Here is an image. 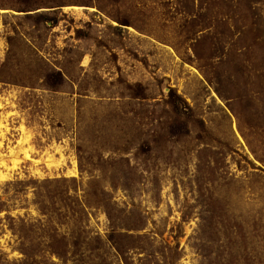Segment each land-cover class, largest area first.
Returning a JSON list of instances; mask_svg holds the SVG:
<instances>
[{"label":"rangeland","instance_id":"374dc122","mask_svg":"<svg viewBox=\"0 0 264 264\" xmlns=\"http://www.w3.org/2000/svg\"><path fill=\"white\" fill-rule=\"evenodd\" d=\"M0 264H264V0H0Z\"/></svg>","mask_w":264,"mask_h":264}]
</instances>
